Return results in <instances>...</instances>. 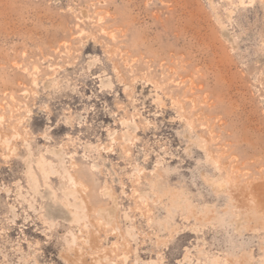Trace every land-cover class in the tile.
Masks as SVG:
<instances>
[{
    "label": "rangeland",
    "instance_id": "1",
    "mask_svg": "<svg viewBox=\"0 0 264 264\" xmlns=\"http://www.w3.org/2000/svg\"><path fill=\"white\" fill-rule=\"evenodd\" d=\"M0 264H264V0H0Z\"/></svg>",
    "mask_w": 264,
    "mask_h": 264
}]
</instances>
